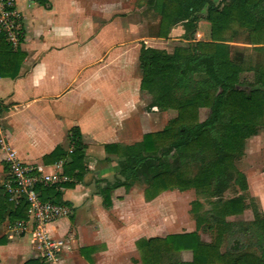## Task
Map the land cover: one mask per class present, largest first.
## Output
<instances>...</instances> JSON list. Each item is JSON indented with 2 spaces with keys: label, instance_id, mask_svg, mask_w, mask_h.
Wrapping results in <instances>:
<instances>
[{
  "label": "crops",
  "instance_id": "obj_1",
  "mask_svg": "<svg viewBox=\"0 0 264 264\" xmlns=\"http://www.w3.org/2000/svg\"><path fill=\"white\" fill-rule=\"evenodd\" d=\"M159 4L158 0H36L27 7L18 0L24 36L20 47L12 49L26 56L15 78L0 77V188L6 190V159L12 151L23 163L53 177L57 182L53 185L61 192L60 205L68 212L45 227L53 241L61 242L57 259L47 261L30 227L22 230L17 225L24 221L9 220L19 201L7 192L0 240L7 236L8 242L0 243V264L29 260L43 264H142L136 247L141 239L197 233L208 243L201 237L206 228L197 223L202 210L194 209L195 204L203 203L190 200L183 225L171 204L176 194L195 190H168L148 201L145 176L131 175L126 180L120 174L125 158L116 150L121 153L123 148L141 144L145 135L164 130L178 116L174 110L154 106L152 96L141 90L139 56L143 46L171 54L177 47L190 45L182 24L172 26L167 38L159 37ZM202 12L206 16L207 10ZM235 41L230 43L232 49ZM248 46L254 51V46ZM200 111L209 114L207 108ZM76 131L83 145L85 173L81 180L74 176L62 182L66 177L63 166L72 160ZM106 145L120 148L107 153ZM56 148L67 154L66 160L44 164V158ZM241 173L248 190L247 177ZM115 181L124 185L107 192V186ZM64 183L75 186L61 187ZM13 231L16 240L10 239ZM179 253L186 261L164 264L193 260L191 251Z\"/></svg>",
  "mask_w": 264,
  "mask_h": 264
},
{
  "label": "trees",
  "instance_id": "obj_2",
  "mask_svg": "<svg viewBox=\"0 0 264 264\" xmlns=\"http://www.w3.org/2000/svg\"><path fill=\"white\" fill-rule=\"evenodd\" d=\"M158 1L159 37L167 38L172 26L182 24L190 45L177 47L171 54L143 46L139 56L141 90L152 96L154 106L174 110L178 116L164 130L145 135L141 144L123 148L121 153L116 150L125 158L120 174L126 180L131 175L145 176L149 183L145 190L148 201L173 189H193L210 198L212 208L198 216L197 223L208 230L215 229L216 235L211 243L202 242L197 233L141 239L136 247L142 264H164L165 257L181 251H191L193 260L173 264H264V216L260 217L255 209L253 221L228 220L242 215L247 206L243 197L226 200L224 196L232 187L247 190L246 178L236 168L235 161L243 154L246 140L264 128V66L246 62L245 52L234 53L230 45L237 33L244 31L253 50L264 53V0H220L218 4L212 0ZM204 9L207 10L204 20L210 24L209 36L199 33L202 21L199 14ZM25 56L0 39V77L15 78ZM246 71L253 72L261 85L250 93L238 89L241 74ZM200 108L209 109L208 117L202 122ZM78 136L76 131L72 160L63 166V171L66 177L81 180L85 173L84 152ZM119 148L105 146L107 153ZM66 157L62 149L56 148L44 158V164L53 165ZM120 185L124 184L115 181L105 190L109 192ZM60 186L74 188L75 185ZM35 191L42 203L63 204L59 186L37 184ZM8 200L9 194L0 188V222L4 221ZM200 207L201 204L194 205L195 210ZM28 211L29 204L21 200L9 213V220L27 222ZM254 227L261 230L260 256L251 252L221 253L225 236L251 234ZM17 237L15 231L10 233L11 240ZM7 242V236L0 240L2 245ZM25 264L43 263L29 260Z\"/></svg>",
  "mask_w": 264,
  "mask_h": 264
},
{
  "label": "rangeland",
  "instance_id": "obj_3",
  "mask_svg": "<svg viewBox=\"0 0 264 264\" xmlns=\"http://www.w3.org/2000/svg\"><path fill=\"white\" fill-rule=\"evenodd\" d=\"M218 1L219 0H213L214 3H218ZM200 15L202 21L200 22L199 33L202 36H209L210 24L204 20V12H202ZM235 40L236 41L233 45L234 53L235 51L242 52V50H244L246 62L249 61L251 64L260 63L264 66V53L259 54L250 50L251 48L248 46L249 41L246 32H238ZM259 81L260 80L258 78H255L253 72L246 71L245 73L243 72L240 77L238 88L245 93H250L252 90L261 87ZM199 115L200 120H204L208 115V111H200ZM151 130H154V128L152 127ZM242 155L243 157L240 156L242 158L236 161V168L246 175L249 189L247 191H241L238 187H232L224 194V196L226 200L235 197H243L246 206L250 209L246 210L239 217L230 219L234 222L253 221L255 219V209L258 211L260 217L264 216V128L260 129L257 136L245 142ZM174 198H176V200H173V203L171 204L174 207L173 209L176 211V216L178 217L179 223L181 225L185 223L186 215L189 213L191 208L190 200L198 199L203 203V205L199 208L202 210L201 214L209 211L212 208L210 204V198H206L205 196L198 194L196 191L176 194ZM176 223H178V221ZM180 231L181 230H178V232ZM260 231V228L254 227L251 230V234L237 233L231 236H225L221 243V251H229L234 253L251 252L260 256L261 249L259 246L261 243L258 237ZM215 235V229L212 231L206 229L205 233H202L201 237L203 241L211 243L214 241ZM185 259L187 258H185L181 253H174L168 257H165L163 259V263H168L171 260L186 261ZM189 259L191 258L189 257Z\"/></svg>",
  "mask_w": 264,
  "mask_h": 264
},
{
  "label": "built area",
  "instance_id": "obj_4",
  "mask_svg": "<svg viewBox=\"0 0 264 264\" xmlns=\"http://www.w3.org/2000/svg\"><path fill=\"white\" fill-rule=\"evenodd\" d=\"M29 7L36 0H22ZM24 36L23 15L18 9V0H0V39H4L13 49H18ZM8 176L6 190L15 200L26 201L29 204V220L19 222L18 228L24 230L30 227L36 242L43 251L47 261H55L59 251L60 241H53L46 233L45 227L54 220L67 215L63 205L47 202L42 203L35 191L37 184L52 186L57 183L51 176L41 174L39 167L20 161L12 151H8ZM56 172V170H54ZM64 177L62 182H67Z\"/></svg>",
  "mask_w": 264,
  "mask_h": 264
}]
</instances>
